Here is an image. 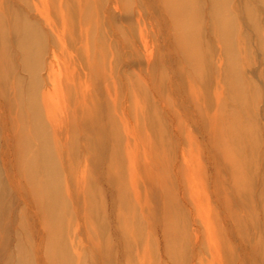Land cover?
<instances>
[{"label":"rangeland","instance_id":"374dc122","mask_svg":"<svg viewBox=\"0 0 264 264\" xmlns=\"http://www.w3.org/2000/svg\"><path fill=\"white\" fill-rule=\"evenodd\" d=\"M33 2L44 11V18L42 14L37 17ZM229 2L234 6L229 7V17L236 34L234 45L225 50L223 41L209 29L208 0L198 1L202 22L198 36L202 63L198 69L187 64L183 56L185 48L191 51L195 47L178 48L179 34L189 22L179 21L175 8L167 7L165 0L18 1L16 10L29 15L40 28L37 43L45 46L43 62L52 47L59 58L57 106L73 115L67 106L80 94L79 84L84 86L85 80L86 107L91 108L92 103L109 107V117L102 114L101 118L106 145L117 150L118 179L122 177L124 185L115 187L118 195H124V206L122 196L113 192V184L101 179V166L85 164V150L78 139L79 125L82 128L84 124L81 115L78 125L70 129L71 133L77 130L78 143L67 149H75L67 154L63 151L57 159L67 163L62 183L68 188L65 199L69 213L63 231L72 264H99L100 258L104 264H264V203L260 198L264 191V3ZM10 47L16 49L14 44ZM229 62L231 71L240 70L234 75L230 72V80L243 88L250 86L247 102L250 96L255 101L246 117L252 120L249 128L256 131L259 153L244 172L247 195L243 204L232 195L234 179L224 164L233 152H219L215 147V124L212 128L207 116L242 100L240 94L227 96L225 69ZM191 65L197 69V77L203 76L201 82L188 77ZM39 74L44 80L36 86L38 99L50 87L45 71ZM236 113L239 116L240 109ZM92 118L85 121L95 122V114ZM111 125L118 133L115 140L109 139ZM236 146L247 151L237 141L233 148ZM87 180L97 198L91 219L86 215ZM5 201L12 214V224H7L8 251L17 257L13 250L18 235L11 236L13 221L21 217L22 227L32 233L35 243L39 241L38 228L42 233V225L45 228L47 224L38 208L34 222L27 214L30 210L11 194ZM167 203L174 211L172 230L176 228L179 236L166 232L163 210ZM240 205L246 210L244 214L251 212L253 216L242 218V229L235 232L229 229L228 210L242 216ZM123 215L134 216L135 222L123 219ZM44 238L49 240L48 233ZM102 238L108 242V250L99 254L97 240ZM26 244L23 240L24 264H32L34 255ZM54 252L48 246L42 250L44 263Z\"/></svg>","mask_w":264,"mask_h":264},{"label":"bare ground","instance_id":"6f19581e","mask_svg":"<svg viewBox=\"0 0 264 264\" xmlns=\"http://www.w3.org/2000/svg\"><path fill=\"white\" fill-rule=\"evenodd\" d=\"M8 1L0 0V264L12 262L14 264H24L23 240L27 243V251L29 249L34 255L32 264H72V257L69 255L66 244L65 231H63L64 219L69 213L65 199L68 188L64 189L62 183L67 163L61 164L58 160L63 151L67 154L68 150L75 149V147L67 149L70 144L78 143L76 141L77 130L71 133L70 129L72 125H78L79 115H81L83 117L81 118L82 124H84L82 128L80 125L77 128L80 130L78 135L80 138L78 139H80L85 150V164L91 162L95 167L101 166V179L113 184V192L116 196H122L124 206V195H118V190L115 187V185L119 187L124 185L122 177L118 179L121 171L117 169V150L115 146L112 148L106 145L108 139H106L107 136L104 133L106 127L101 118L102 114L109 117V107L106 103L102 107L94 103H92L91 108L86 107V90L88 86L85 85V80L84 86L79 84L80 94L74 96V101L67 106L73 115L65 112L66 109L61 110L57 106V103H55V79L60 74L59 58L52 47L48 59L45 63L43 62L42 55L45 54V46L41 42L37 43V28H40L35 24L36 22L33 23L29 19V15L15 8L18 6V1L24 3V0H12L16 2V5H10ZM198 1L165 0V3L167 7L171 5L175 8L176 17L179 21L189 22V26L179 34L178 48L195 47L191 51L185 48L183 52L184 60L187 64H195L198 69H201L202 58L199 54V47H202V42L198 36L199 33L202 34V22L199 20L201 19V10L198 9ZM229 1L208 0L209 5L208 3L206 5L210 17L209 29L212 34H215L218 41H223L221 46L225 50L227 49L226 46L234 45V32L236 34L232 19L229 17V7L234 8V6H231ZM262 1L264 3V0ZM34 5L35 14L37 17H42L44 11L40 10L35 3ZM85 5H87L86 1ZM49 30L53 31L50 27ZM216 30L217 32H215ZM13 44L16 46L14 51L10 47ZM228 59L230 62L233 61L231 54L228 55ZM230 62L228 68L225 69L229 78V88L226 93L227 96L230 93L231 95L240 94L242 100L238 99L237 106L226 107L222 109L221 113L219 110L218 113L208 114L206 112V114H208V124L212 125V128L215 124L213 136L215 147L219 152H233L228 158L226 157L224 164L230 169L231 176L234 179L231 182L232 195L234 193L236 200L241 201V204H243V199H246L247 195L244 186L246 182L244 172L246 168H250L249 166L252 165L255 156L259 153V151L256 152L258 148L256 131L249 128L252 125V120L249 121V118L246 117L250 108L251 110L254 109L255 101L250 96V100L247 102L248 95L252 92L249 89L250 86L247 85L243 88L235 80H230V72L234 75L235 71H240L238 69L234 70V68L231 71ZM235 64L234 61L233 65ZM42 69L45 71L44 78L50 87L46 88L45 91L43 90L40 99H38L39 90L36 86L42 79L39 74ZM197 76L198 71L192 66L191 73L188 72V77L196 78L198 82H201L203 76ZM237 109H240L241 116L236 113ZM94 114L95 122L86 120L88 121L87 127L85 119L92 118ZM219 118H223V121ZM91 120L94 121V118ZM108 128L109 139L112 140L111 138H113L115 140L114 138L118 135L116 128L114 125L108 126ZM236 141L238 145H244L247 151L242 150L243 146L233 148ZM93 157L95 159H92ZM261 159H263L264 164V156ZM97 168L99 169V167ZM83 178L85 179L84 174ZM86 189V215L91 219L93 209L97 207L93 204L97 198L89 180L86 181ZM7 194H11L23 207L30 210L27 214L34 222L37 217L36 208H38V212L44 217L48 227L47 229L46 226L44 228L42 225V233L38 228L37 237L39 241L35 243L32 239V233H27L22 227L21 217L20 219L18 217L16 224L13 221L14 227L11 228V236L12 234L13 236L18 235L13 250L17 257H14L8 251L9 231L7 224H12L9 219L12 214L10 205L5 201ZM260 198L264 203V191ZM166 205L163 210V220L164 215H166V232L167 234L173 232V236H179V231L176 228L172 230L174 211L170 204L167 203ZM240 207L242 216L236 211L228 210V225L231 224L229 229L235 232L242 229V218L245 220L249 218L250 220V217L253 216L251 212L244 214L246 210L243 209L242 205ZM21 211L22 208H19L18 213L21 214ZM122 218L134 220V216L131 215H123ZM133 229L139 232L138 228L134 227ZM22 233L23 236L25 235L24 239L20 237ZM47 233L49 240L44 238ZM167 236L169 237V235ZM47 246L55 252L51 256L48 254L49 262L44 263L45 260L43 261L41 253L42 250L47 249ZM96 249L99 254L108 250V242L103 241V238L97 240ZM101 262L102 259L100 258L99 264H104Z\"/></svg>","mask_w":264,"mask_h":264}]
</instances>
